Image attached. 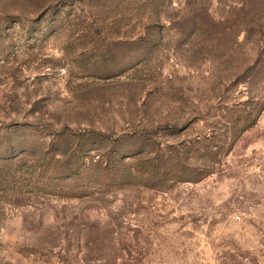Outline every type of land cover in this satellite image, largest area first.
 I'll list each match as a JSON object with an SVG mask.
<instances>
[{
	"label": "rangeland",
	"instance_id": "1",
	"mask_svg": "<svg viewBox=\"0 0 264 264\" xmlns=\"http://www.w3.org/2000/svg\"><path fill=\"white\" fill-rule=\"evenodd\" d=\"M0 264H264V0H0Z\"/></svg>",
	"mask_w": 264,
	"mask_h": 264
}]
</instances>
